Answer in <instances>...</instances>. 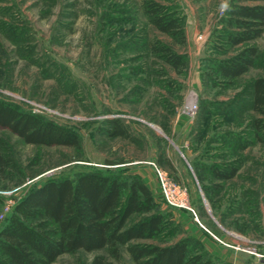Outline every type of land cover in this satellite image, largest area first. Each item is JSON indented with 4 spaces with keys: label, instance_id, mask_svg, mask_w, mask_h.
<instances>
[{
    "label": "rangeland",
    "instance_id": "obj_1",
    "mask_svg": "<svg viewBox=\"0 0 264 264\" xmlns=\"http://www.w3.org/2000/svg\"><path fill=\"white\" fill-rule=\"evenodd\" d=\"M148 1L182 18L185 36L156 28ZM234 2L0 0V100L71 128L82 144H29L0 128V228L22 197L49 179L88 171L128 178L148 167L160 190L163 170L187 188L190 202L183 209L161 200L157 211L168 217L167 232L152 242L188 236L174 215L184 210L216 234L249 238L259 254L238 252L264 264V141L251 104L253 82L264 78V32L251 42L260 51L256 65L223 78L216 63L243 48L224 43ZM157 46L182 55L185 65L176 69ZM191 104L198 105L194 116L183 111ZM114 119L129 136L107 134ZM232 167L233 179L215 175ZM122 251L120 261L107 250H80L53 264H91L102 254L114 264H136Z\"/></svg>",
    "mask_w": 264,
    "mask_h": 264
},
{
    "label": "trees",
    "instance_id": "obj_2",
    "mask_svg": "<svg viewBox=\"0 0 264 264\" xmlns=\"http://www.w3.org/2000/svg\"><path fill=\"white\" fill-rule=\"evenodd\" d=\"M145 6L156 28L174 37L185 36L182 18L157 2L148 1ZM228 14L224 43L243 48L216 66L223 78L233 80L256 65L260 51L251 42L264 32V0H237ZM155 49L176 69L185 65L182 55L169 47ZM252 87V109L260 116L255 119V128L264 141V78H257ZM110 126L109 136H129L121 120H111ZM0 128L29 144L82 147L79 135L71 128L3 100ZM236 174L234 167L215 170V175L224 180ZM159 206L154 193L137 174L123 178L88 171L75 177L49 179L28 191L7 215L0 228V264H53L60 256L80 250H107L120 261L123 248L136 264H216L217 259L190 235L170 244L151 241L167 232L169 220L165 212L157 211ZM136 216L141 218L133 220ZM91 264L114 263L102 254L96 255Z\"/></svg>",
    "mask_w": 264,
    "mask_h": 264
},
{
    "label": "crops",
    "instance_id": "obj_3",
    "mask_svg": "<svg viewBox=\"0 0 264 264\" xmlns=\"http://www.w3.org/2000/svg\"><path fill=\"white\" fill-rule=\"evenodd\" d=\"M134 174L142 179L161 202V190L156 171L153 168L144 167L136 169ZM189 214L184 210L174 211L175 219L182 223L188 234L201 242L220 264H256L251 257L232 247L230 234H221V232L216 234L200 221V218L197 217V220H194Z\"/></svg>",
    "mask_w": 264,
    "mask_h": 264
},
{
    "label": "built area",
    "instance_id": "obj_4",
    "mask_svg": "<svg viewBox=\"0 0 264 264\" xmlns=\"http://www.w3.org/2000/svg\"><path fill=\"white\" fill-rule=\"evenodd\" d=\"M184 112H187L194 116L197 112L198 105L191 104L185 107ZM158 175L161 183L160 200L167 201L170 205L178 206L183 209L190 208V202L188 197V190L183 185L176 182L166 171L158 170ZM234 237L232 247L236 251H247L251 253H257V250L252 246H249L250 240L246 236H242L235 232H230ZM259 254V253H257Z\"/></svg>",
    "mask_w": 264,
    "mask_h": 264
}]
</instances>
